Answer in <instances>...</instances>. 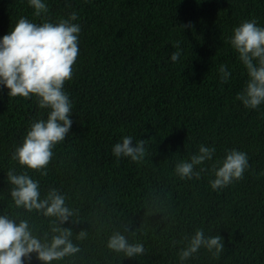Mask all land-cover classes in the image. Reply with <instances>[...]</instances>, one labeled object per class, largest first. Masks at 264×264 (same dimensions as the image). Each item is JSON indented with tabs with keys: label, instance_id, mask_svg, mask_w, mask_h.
I'll return each instance as SVG.
<instances>
[{
	"label": "trees",
	"instance_id": "1",
	"mask_svg": "<svg viewBox=\"0 0 264 264\" xmlns=\"http://www.w3.org/2000/svg\"><path fill=\"white\" fill-rule=\"evenodd\" d=\"M47 19L73 10L81 25L79 54L65 90L73 101V125L54 149L42 192L57 187L77 210L74 236L83 230L74 264H179L183 237L196 228L220 235L224 251L203 248L185 264H264V105L246 110L235 101L246 76L227 43L234 26L257 19L264 0H47ZM41 22L26 0H0V36L20 17ZM191 24L190 27L186 26ZM180 42L178 62L169 59ZM227 64L232 78L219 82ZM0 87V212L28 217L37 229L47 220L11 206L6 173L13 146L41 116L36 100L8 97ZM123 135L146 140L142 163L119 162L111 147ZM200 143L248 152L245 178L212 192L205 177L181 181L175 162ZM127 228V231L124 229ZM113 230L144 243L139 258L105 247ZM76 242V241H74ZM25 264H41L35 254Z\"/></svg>",
	"mask_w": 264,
	"mask_h": 264
},
{
	"label": "clouds",
	"instance_id": "2",
	"mask_svg": "<svg viewBox=\"0 0 264 264\" xmlns=\"http://www.w3.org/2000/svg\"><path fill=\"white\" fill-rule=\"evenodd\" d=\"M26 2L41 22L22 16L7 34L0 36V87L7 90L8 97L34 98L42 113L28 125L21 142L13 146L10 158L16 166L8 168L6 180L11 206L45 218L47 228L37 229L28 217L0 212V264H25L32 260V254L41 264H74L81 253L78 242L87 237V232L81 230L74 236L71 227L63 226L77 222V210L68 205V197L57 187L49 186L42 192L40 180L34 174L48 175L54 149L65 140L73 125L74 105L64 86L73 78L81 25L74 23L79 19L75 10L66 18L51 21L47 19V0ZM227 43L246 76L234 99L246 110H258L264 105V26L255 18L246 19L232 28ZM181 55L177 41L169 59L176 63ZM217 71L221 84L232 78L227 64H220ZM147 153L146 140H138L134 135L121 136L111 147L117 162L126 158L139 164ZM249 160L244 150L226 148L218 155L214 144L200 143L187 158L175 162L173 174L181 181H199L207 172L209 190L218 193L245 178ZM130 236L113 230L105 247L127 258L145 255L144 243ZM183 244L178 253L179 264H185L202 248L213 258L225 248L220 235H206L203 228L184 236Z\"/></svg>",
	"mask_w": 264,
	"mask_h": 264
}]
</instances>
